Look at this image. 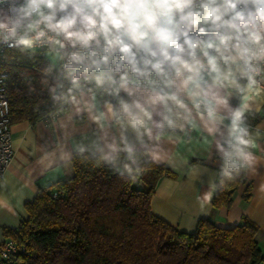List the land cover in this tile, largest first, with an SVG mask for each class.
I'll list each match as a JSON object with an SVG mask.
<instances>
[{
  "label": "clouds",
  "instance_id": "clouds-1",
  "mask_svg": "<svg viewBox=\"0 0 264 264\" xmlns=\"http://www.w3.org/2000/svg\"><path fill=\"white\" fill-rule=\"evenodd\" d=\"M5 50L44 56L56 143L87 117L70 159L121 178L162 162L165 143L196 141L222 188L264 139L249 123L264 97V0H0Z\"/></svg>",
  "mask_w": 264,
  "mask_h": 264
},
{
  "label": "trees",
  "instance_id": "trees-1",
  "mask_svg": "<svg viewBox=\"0 0 264 264\" xmlns=\"http://www.w3.org/2000/svg\"><path fill=\"white\" fill-rule=\"evenodd\" d=\"M35 60L6 50L0 56L5 72L11 124L43 122L52 107ZM35 92H29V81ZM255 122L264 115H254ZM72 174L49 187H39L24 204L26 218L3 236L24 249L20 264H264L256 239L258 226L242 217L230 228L198 220L193 232L176 227L151 212L156 181L172 172L162 164L144 162L143 174L121 178L108 165L73 156ZM246 169L213 190V208H228ZM219 185V176L214 181ZM248 184L243 202L250 198ZM56 194L53 196V194Z\"/></svg>",
  "mask_w": 264,
  "mask_h": 264
},
{
  "label": "crops",
  "instance_id": "crops-1",
  "mask_svg": "<svg viewBox=\"0 0 264 264\" xmlns=\"http://www.w3.org/2000/svg\"><path fill=\"white\" fill-rule=\"evenodd\" d=\"M255 115H264V97L254 104ZM84 117L64 140L59 139L56 129L44 122L34 125L20 121L11 125L13 159L0 181V241L3 228L16 229L27 214L24 204L30 202L39 187L47 182L52 185L72 174L69 149L71 139L77 134ZM253 131L264 133V118L255 122L250 117ZM78 138V136H77ZM252 151L256 159L246 168L244 183L239 185L228 208H213L210 204L214 183L219 170L218 157L208 159L201 145L165 143L161 153L162 164L172 175L163 174L156 181L150 201L151 212L179 231L191 233L198 220L205 219L218 227L230 228L245 217L254 222L259 231L257 242L264 251V139L256 142ZM250 185V198L243 202L242 194Z\"/></svg>",
  "mask_w": 264,
  "mask_h": 264
},
{
  "label": "built area",
  "instance_id": "built-area-1",
  "mask_svg": "<svg viewBox=\"0 0 264 264\" xmlns=\"http://www.w3.org/2000/svg\"><path fill=\"white\" fill-rule=\"evenodd\" d=\"M5 51H0V56ZM38 55L44 57L42 54L38 53ZM6 77V73L0 71V181L2 180L4 173L9 167L14 156V150L11 142L12 124L9 117ZM48 117L43 120V122L47 125L50 124ZM55 195L56 194L54 193L53 196ZM24 252L25 251L22 246H19L10 238L4 237L0 241V264H20L21 256Z\"/></svg>",
  "mask_w": 264,
  "mask_h": 264
},
{
  "label": "water",
  "instance_id": "water-1",
  "mask_svg": "<svg viewBox=\"0 0 264 264\" xmlns=\"http://www.w3.org/2000/svg\"><path fill=\"white\" fill-rule=\"evenodd\" d=\"M49 186H50V183L47 182V183L45 184V187H49Z\"/></svg>",
  "mask_w": 264,
  "mask_h": 264
}]
</instances>
